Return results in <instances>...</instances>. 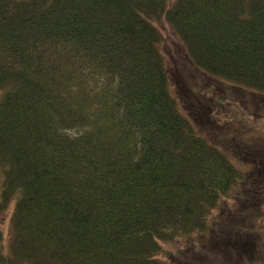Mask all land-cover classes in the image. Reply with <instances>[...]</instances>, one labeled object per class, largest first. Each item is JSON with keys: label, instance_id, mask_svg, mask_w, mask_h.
I'll list each match as a JSON object with an SVG mask.
<instances>
[{"label": "trees", "instance_id": "1", "mask_svg": "<svg viewBox=\"0 0 264 264\" xmlns=\"http://www.w3.org/2000/svg\"><path fill=\"white\" fill-rule=\"evenodd\" d=\"M163 21L190 65L264 95V0H0V264H162V242L215 241L230 196L263 221L264 142L200 131ZM240 224L216 235L236 260Z\"/></svg>", "mask_w": 264, "mask_h": 264}, {"label": "rangeland", "instance_id": "2", "mask_svg": "<svg viewBox=\"0 0 264 264\" xmlns=\"http://www.w3.org/2000/svg\"><path fill=\"white\" fill-rule=\"evenodd\" d=\"M159 27L164 36L162 48L169 63L173 95L184 105L191 104V108H195L197 113L199 111L202 113L198 116L202 118L201 126H199L200 131L205 132L210 141L216 144L219 143L218 138L224 136V144H226L232 135H237L242 131L247 132L250 127L253 131L252 137H257L259 141L264 142V95L253 98L249 93L236 91L228 84L223 83L221 79L196 69L190 65L184 46L172 27L164 21L160 23ZM199 91H202L203 97L195 93ZM243 97H245V102ZM215 102L219 103L215 104ZM209 105H213V107L211 108ZM215 119L218 120L217 123H215ZM237 163L241 169L244 168V163L240 164L241 161ZM2 179L3 173L0 168V184ZM242 203L237 199L234 202L230 196L222 206L220 205L214 211L215 241L209 236L204 241L195 236L168 243L162 242L158 260L162 264H245L242 259H235L236 256L231 246H224L220 240L216 239L217 233L223 234L222 229L227 228L231 223L248 224V221L240 219V214L236 212L237 209H243ZM14 209V202L7 209H0V230L4 234L5 248H8L11 238V221ZM248 213L250 214L249 211L245 212L246 215ZM261 214L264 218L263 212L256 213L254 216L259 218ZM252 223L246 227L250 229ZM240 225L237 228L242 234H252V231H246L245 227ZM263 226L264 219L256 225V228L262 229ZM262 238L259 240V237H253L254 250L246 252L248 262L251 264H264V232Z\"/></svg>", "mask_w": 264, "mask_h": 264}, {"label": "flooded vegetation", "instance_id": "3", "mask_svg": "<svg viewBox=\"0 0 264 264\" xmlns=\"http://www.w3.org/2000/svg\"><path fill=\"white\" fill-rule=\"evenodd\" d=\"M259 222H254V223H252V225H251V228L250 229H248L247 231H252V234H250V235H245V234H242L241 232V235L244 237V239H245V241L246 240H250V238H251V240H252V238L253 237H255L253 234H256L257 232V228H256V225L258 224ZM249 225V224H248ZM264 228V226L262 227V229ZM260 231V230H259ZM264 232V231H263ZM263 232H261V233H258V235H259V240L260 239H263L262 237H263ZM256 238H258V236L256 235ZM247 243H246V252H251V251H253L254 250V246H253V244H251V243H249L248 241H246ZM241 252H243V251H241ZM244 253V252H243ZM238 257V256H237ZM240 259H242L244 262H245V264L247 263V264H251V263H249L248 262V257L245 255V256H243V255H241L240 257H239ZM237 260H238V258H237Z\"/></svg>", "mask_w": 264, "mask_h": 264}]
</instances>
